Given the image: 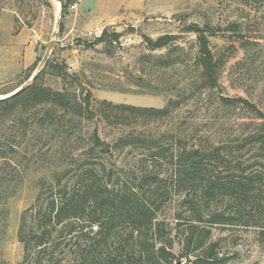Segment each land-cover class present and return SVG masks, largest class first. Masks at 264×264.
<instances>
[{
  "label": "rangeland",
  "instance_id": "obj_1",
  "mask_svg": "<svg viewBox=\"0 0 264 264\" xmlns=\"http://www.w3.org/2000/svg\"><path fill=\"white\" fill-rule=\"evenodd\" d=\"M66 1L0 0V13H14L17 35L3 46L8 34L0 18V98L30 83L27 75L48 59L74 77L64 84L48 70L46 85L75 91L80 103L91 93L87 109L70 105L66 118L52 114L53 131L38 132L27 149L9 152L0 192V264H76L73 253L84 244L67 226L58 225V234L53 225L46 227L44 251L34 239L26 251L19 234L37 235L35 213L44 199L68 197L73 177L92 169L105 195L135 191L156 207L162 237L178 239V255L179 241L183 245L185 231L194 226L196 232L209 230L212 264H264V0H75L79 14L72 3L62 11ZM192 24L209 29L204 34L215 82L197 68V36L187 30ZM104 28L118 40L97 41ZM166 34L176 38L148 50L146 37ZM171 99L178 104L158 117L114 107L161 108ZM95 136L109 148L94 145ZM53 174L61 184L52 188ZM75 185L76 194H83V182ZM89 194L86 203L98 193ZM216 212L238 223L210 222Z\"/></svg>",
  "mask_w": 264,
  "mask_h": 264
},
{
  "label": "trees",
  "instance_id": "obj_2",
  "mask_svg": "<svg viewBox=\"0 0 264 264\" xmlns=\"http://www.w3.org/2000/svg\"><path fill=\"white\" fill-rule=\"evenodd\" d=\"M74 1L67 0L65 3H61V10L64 11L65 7ZM187 28L189 32H194L197 36L196 65L201 76L215 82V64L208 46V37L204 34L208 27L192 24ZM118 36L117 33L109 34L108 29L104 28L101 36L96 40L113 43L118 40ZM175 38V36L167 34L159 36L155 40L146 37L148 50L155 51L166 47ZM145 57L147 55H142V58ZM161 65L164 67L166 63H161ZM33 70L34 67L31 71ZM48 70L51 74L60 77L64 84L74 77L65 70L63 65L53 59H48L30 83L20 91L0 98V192L4 170L10 160L9 152L16 154L22 149H27L33 135L38 132L44 136L53 131L55 126L52 114L59 112L60 118H66L70 113L67 110L68 106H77L81 109V106L84 105L87 109L89 105L91 93L88 90L80 103L75 91L71 93L67 87H63L62 90H53L46 85L43 78ZM31 74L32 72L27 75L25 80H28ZM242 100L254 110L255 106L244 99ZM107 104L113 106L112 103L107 102ZM174 104H178V101L171 99L161 108L137 107L127 104H118L114 107L137 113L142 117H158L167 114ZM94 140V145L101 144L106 147L105 150L109 148L108 144L102 141L100 143L97 136ZM95 169L100 170L98 166ZM65 170L67 169L63 171ZM95 176L96 172L93 169L90 172L81 171L73 177L76 180L72 183L73 190L68 197L59 195L44 199L39 211L35 213L34 222L37 235L33 234L29 237L25 235L26 238L19 234V240L26 243V251H28L27 245L31 239L35 240V247H38L39 250H46V248L42 249L47 244L45 236L48 230L46 227L53 225L52 230L58 234L63 229H56V227L64 225V227H68V234H74L76 243L84 244L82 249L75 250L73 253L76 264H175L180 261H183L182 264H212L214 245L205 243L209 230L203 229L201 232H196L194 231L196 227L192 226L190 230L185 231L183 245L179 241L181 251L178 255V252L174 251V246L178 245V239L171 237L170 234L167 239L162 237L164 236L161 233L162 223L155 219L156 207L147 199H142L135 191L122 196L121 193L105 195L103 184L96 185ZM52 180V182H56V174L52 175ZM79 182H83L81 187L83 194H76L77 185L75 184H79ZM60 184V181L55 184L51 183L50 187L60 186ZM67 185L65 184V186ZM90 192L98 194L94 195L93 199L90 198L89 203H86L85 197L90 195ZM204 192L208 194L209 189H204ZM244 192L246 191H242V193ZM40 199L41 193L37 195V200ZM200 218V215H195L194 221L199 222ZM23 220L24 218H22V222ZM210 222L216 224L238 223H233L234 221L230 218L227 219L224 213L217 212L211 215ZM191 256H193L192 259Z\"/></svg>",
  "mask_w": 264,
  "mask_h": 264
},
{
  "label": "crops",
  "instance_id": "obj_3",
  "mask_svg": "<svg viewBox=\"0 0 264 264\" xmlns=\"http://www.w3.org/2000/svg\"><path fill=\"white\" fill-rule=\"evenodd\" d=\"M76 12H77V14H79L80 12L78 11V5H77V8H76ZM0 18L1 19H5V23H6V31H7V34H8V38L4 41V43L2 44L3 46L5 45V44H7V43H12V42H14L15 40H16V38H17V35H14L13 34V30H14V22H15V16H14V13H12V12H9V11H7V12H2V13H0ZM25 27H22L21 28V30H20V32H19V34L21 33V32H23V30H25L24 29ZM19 34H18V36H19ZM19 38V37H18ZM1 45V46H2ZM35 56H36V53L35 52H33V51H31L29 54H28V58H29V60L30 61H32V60H34L35 59Z\"/></svg>",
  "mask_w": 264,
  "mask_h": 264
},
{
  "label": "built area",
  "instance_id": "obj_4",
  "mask_svg": "<svg viewBox=\"0 0 264 264\" xmlns=\"http://www.w3.org/2000/svg\"><path fill=\"white\" fill-rule=\"evenodd\" d=\"M78 1H79V0H78ZM70 8H71L72 10H76V8H77V2H72V4L70 5ZM100 33H101V32H100ZM100 33H99V32H91V31H88V32H87V35H88V36H93V37H98V36H100ZM33 43H34L35 45L39 44V38L35 36V37L33 38ZM71 68H72V64H69V67H68L67 69L70 71Z\"/></svg>",
  "mask_w": 264,
  "mask_h": 264
},
{
  "label": "water",
  "instance_id": "obj_5",
  "mask_svg": "<svg viewBox=\"0 0 264 264\" xmlns=\"http://www.w3.org/2000/svg\"><path fill=\"white\" fill-rule=\"evenodd\" d=\"M52 45H53V42L51 41V42L49 43L48 48H47V53H50V52H51ZM34 76H35V73H34L33 75H31V77L29 78V81H32L33 78H34ZM24 86H26V85L18 86L17 88H15V89L13 90L14 92L11 91V92H13V93H11L10 95H12V94H14V93L20 91ZM9 93H10V92H9ZM10 95H8V96H10ZM6 97H7V96H6ZM3 98H5V97H3Z\"/></svg>",
  "mask_w": 264,
  "mask_h": 264
},
{
  "label": "bare ground",
  "instance_id": "obj_6",
  "mask_svg": "<svg viewBox=\"0 0 264 264\" xmlns=\"http://www.w3.org/2000/svg\"><path fill=\"white\" fill-rule=\"evenodd\" d=\"M13 92H14V91H13ZM13 92H12V93H13ZM7 96H8V95H7Z\"/></svg>",
  "mask_w": 264,
  "mask_h": 264
}]
</instances>
